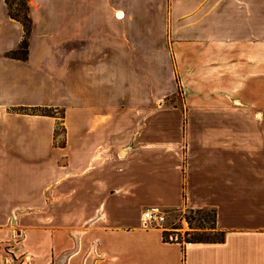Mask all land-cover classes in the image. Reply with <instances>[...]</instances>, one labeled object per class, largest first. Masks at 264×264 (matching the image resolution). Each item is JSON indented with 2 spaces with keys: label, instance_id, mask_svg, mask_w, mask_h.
<instances>
[{
  "label": "crops",
  "instance_id": "obj_1",
  "mask_svg": "<svg viewBox=\"0 0 264 264\" xmlns=\"http://www.w3.org/2000/svg\"><path fill=\"white\" fill-rule=\"evenodd\" d=\"M29 5L21 60L0 0V264H264V0ZM149 206L224 241L165 242Z\"/></svg>",
  "mask_w": 264,
  "mask_h": 264
},
{
  "label": "trees",
  "instance_id": "obj_2",
  "mask_svg": "<svg viewBox=\"0 0 264 264\" xmlns=\"http://www.w3.org/2000/svg\"><path fill=\"white\" fill-rule=\"evenodd\" d=\"M8 13L12 19L20 22L24 28V37L22 42L20 43L17 50L12 51L9 56L16 59L26 60L28 57V49H29V42L31 37L32 31V19L30 16V0H4ZM167 104L169 105H182L183 104V91L181 86L179 87L178 93L176 96L170 97L167 99ZM27 112H34V113H41L44 115H50L58 117L60 120L64 118V113L62 111H55L54 109L43 108V109H24ZM65 132V129L62 125V121H59L57 129H56V136H61ZM65 142H60V145H63ZM205 210H196L197 213L203 212ZM208 211V218L200 219V224L203 221H210L212 222V227L210 229L214 230L213 237L207 236L208 233H199V232H190L185 233L187 238L182 240L180 238L181 234L175 233L173 231H164L163 238L165 242H175L182 244L183 248L185 247L186 243H220L224 241L225 233L223 231H219L216 226V211L215 210H207ZM178 237V239H176Z\"/></svg>",
  "mask_w": 264,
  "mask_h": 264
},
{
  "label": "rangeland",
  "instance_id": "obj_3",
  "mask_svg": "<svg viewBox=\"0 0 264 264\" xmlns=\"http://www.w3.org/2000/svg\"><path fill=\"white\" fill-rule=\"evenodd\" d=\"M184 102V97H183ZM208 211L197 213L196 211H190L187 209L173 210L170 213L168 221L163 225V228H159L164 231H173L175 233H180V238L185 240L187 236L185 233L199 232L208 233L207 236L213 237L214 230L210 229L212 227V222L206 220L200 224V219L208 218ZM178 239V237H176Z\"/></svg>",
  "mask_w": 264,
  "mask_h": 264
},
{
  "label": "built area",
  "instance_id": "obj_4",
  "mask_svg": "<svg viewBox=\"0 0 264 264\" xmlns=\"http://www.w3.org/2000/svg\"><path fill=\"white\" fill-rule=\"evenodd\" d=\"M171 211L159 206H149L143 212V221L146 226L163 228L168 221Z\"/></svg>",
  "mask_w": 264,
  "mask_h": 264
}]
</instances>
